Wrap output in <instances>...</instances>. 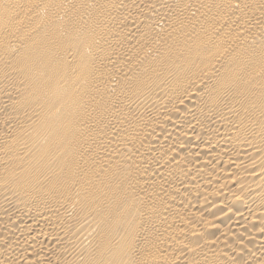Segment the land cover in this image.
Segmentation results:
<instances>
[{"label": "bare ground", "instance_id": "bare-ground-1", "mask_svg": "<svg viewBox=\"0 0 264 264\" xmlns=\"http://www.w3.org/2000/svg\"><path fill=\"white\" fill-rule=\"evenodd\" d=\"M0 264H264V0H0Z\"/></svg>", "mask_w": 264, "mask_h": 264}]
</instances>
